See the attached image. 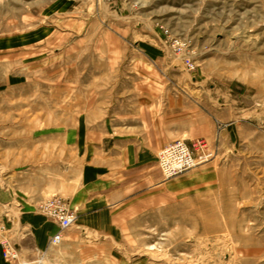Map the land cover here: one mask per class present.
<instances>
[{
  "label": "rangeland",
  "instance_id": "obj_1",
  "mask_svg": "<svg viewBox=\"0 0 264 264\" xmlns=\"http://www.w3.org/2000/svg\"><path fill=\"white\" fill-rule=\"evenodd\" d=\"M145 79L185 123L178 141L205 143L210 158L168 178L156 159L163 199L149 191L116 231L87 229L63 197L76 216L63 264H264V0H0V223L11 243L26 202L13 172L37 167L38 140L67 130L73 181V131ZM168 96L180 99L171 109ZM52 197L34 207L51 223L39 207Z\"/></svg>",
  "mask_w": 264,
  "mask_h": 264
},
{
  "label": "crops",
  "instance_id": "obj_2",
  "mask_svg": "<svg viewBox=\"0 0 264 264\" xmlns=\"http://www.w3.org/2000/svg\"><path fill=\"white\" fill-rule=\"evenodd\" d=\"M157 83L147 79L134 81L132 95L115 101L119 107L91 109L85 119L90 118L92 126L73 131L80 161L73 181L69 182L68 171H63V163L68 160L67 130L57 133L58 140L44 133L29 154L38 160L37 167L21 177L13 172L12 192L26 198L16 227L19 232L13 235L22 264H63V236L58 246H51L49 241L57 226L34 210L36 203L47 196L68 199L77 209V222L97 232L116 231L119 217L142 213L148 205L149 191L151 199H163L164 178L157 166V154L188 132L179 116L161 109L164 96L157 94ZM152 87L155 92L148 93ZM166 98L169 109L180 101L179 97ZM110 101L113 103V99ZM231 129H226V139ZM53 158L56 160L52 164ZM7 201L3 194L0 202ZM0 264H7L1 249Z\"/></svg>",
  "mask_w": 264,
  "mask_h": 264
},
{
  "label": "built area",
  "instance_id": "obj_3",
  "mask_svg": "<svg viewBox=\"0 0 264 264\" xmlns=\"http://www.w3.org/2000/svg\"><path fill=\"white\" fill-rule=\"evenodd\" d=\"M178 40L172 49H179ZM189 71L193 69L190 61L185 66ZM210 154L206 153V145L197 141L190 147L183 141L174 142L163 148L157 156L158 165L163 175L168 178L205 163ZM43 216L50 219L56 226L57 232L51 237L50 245L58 246L63 234L70 229L76 220L75 214L69 209L68 204L59 197H52L44 201L40 207ZM0 249L3 258L9 263L22 264L19 259L17 248L8 238L9 230L2 222L0 223Z\"/></svg>",
  "mask_w": 264,
  "mask_h": 264
}]
</instances>
